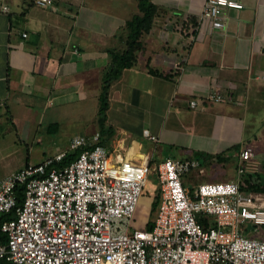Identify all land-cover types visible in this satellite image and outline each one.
<instances>
[{
    "label": "crops",
    "instance_id": "crops-1",
    "mask_svg": "<svg viewBox=\"0 0 264 264\" xmlns=\"http://www.w3.org/2000/svg\"><path fill=\"white\" fill-rule=\"evenodd\" d=\"M52 1L0 0V179L96 132L113 153L131 149L158 162L159 150L197 159L195 179L211 176L206 166H217L219 180L236 178L238 151L259 141L244 115L252 100L264 105V0H236L243 7L224 9L223 28L199 21L206 0H152V26L111 82L103 116L109 51L125 49L139 0ZM212 92L224 99L207 100ZM15 159L24 162L11 168Z\"/></svg>",
    "mask_w": 264,
    "mask_h": 264
},
{
    "label": "built area",
    "instance_id": "built-area-1",
    "mask_svg": "<svg viewBox=\"0 0 264 264\" xmlns=\"http://www.w3.org/2000/svg\"><path fill=\"white\" fill-rule=\"evenodd\" d=\"M52 7V0H34ZM236 0H206L199 21L225 26ZM6 10V8H4ZM211 102L224 99L212 92ZM197 105L195 99L189 102ZM76 134L67 150L27 163L0 179L3 264H264V193L241 190L243 177L261 173L252 147L239 150L236 178L189 184L194 158L117 151ZM151 140L156 141L154 135ZM74 157L68 161V156ZM155 176L159 203L150 230L137 226L140 197ZM23 200L18 203V190ZM155 193V192H154Z\"/></svg>",
    "mask_w": 264,
    "mask_h": 264
},
{
    "label": "trees",
    "instance_id": "trees-1",
    "mask_svg": "<svg viewBox=\"0 0 264 264\" xmlns=\"http://www.w3.org/2000/svg\"><path fill=\"white\" fill-rule=\"evenodd\" d=\"M139 13L132 16V18L127 21L126 28L128 29L127 39H126V47L121 51L110 50V63L105 70L104 73V80L102 84V91L100 94V113L102 116L104 115L105 109L108 106L107 99H108V90L110 84L113 80L117 79L121 74L123 68L130 67L135 59L137 52L141 49L142 44L140 37L149 31L152 26L153 19L157 13V7L152 2V0H139ZM196 26V22H193V27ZM100 120H104V118L100 117ZM233 149H239L238 146ZM239 152V151H238ZM72 155L68 156L71 158ZM202 157V155H201ZM207 157V156H206ZM209 158V157H208ZM217 158V159H216ZM221 158L220 155H215V159L219 161ZM207 165H209V161H205ZM264 168V160H263V167ZM240 188L241 190L251 191V192H261L264 193V171L261 173L243 177L240 180ZM23 200V194L21 189L18 190V203L20 204ZM159 203V193L155 191L152 195L151 206H150V216L156 213L157 206ZM13 217V212L8 214L0 215V221L3 219H10ZM153 226V219H150L142 226L146 230H150ZM262 236H264V228L260 229ZM6 240V235L1 233L0 231V242H4ZM3 264V261L0 262Z\"/></svg>",
    "mask_w": 264,
    "mask_h": 264
},
{
    "label": "rangeland",
    "instance_id": "rangeland-1",
    "mask_svg": "<svg viewBox=\"0 0 264 264\" xmlns=\"http://www.w3.org/2000/svg\"><path fill=\"white\" fill-rule=\"evenodd\" d=\"M253 102V100H252ZM252 102L249 104V107L244 115L246 124H247V134H251L254 135L255 137H257V139L259 141L254 142L255 146H254V150L258 151L257 153V158H259L260 160H264V105L263 106H255L252 104ZM37 148V147H35ZM39 149H45V150H49L52 149L54 147H49V146H40L38 147ZM160 151L158 150V152L156 153V161H161L166 157H160ZM175 156H180L178 154H174ZM47 157V156H46ZM31 162H35L38 160V157L34 154L31 153L30 154V159ZM13 162H9L11 168H16L18 166H21L24 162V159H15L12 160ZM202 166H204V164L206 163L205 160L202 159ZM218 163V162H216ZM23 167V166H22ZM229 167V166H228ZM227 166L224 167H218L220 170H224L228 168ZM196 170H193L192 172L188 173L185 177L186 181L189 184H197L199 182H205V181H217L219 180V178H216V176H218V169L217 166H215V168H210V166H206V174L205 176H209L210 177H205V178H201V179H195L196 177L194 176V174H197V172H195ZM225 171V170H224ZM262 171H264V168L262 169ZM193 174V175H192ZM215 176V177H214ZM197 180V181H196ZM226 180H231V179H221L220 181H226ZM155 176L151 175L149 177V181H148V189L145 190V192L142 193L139 203L137 205V209L135 212V222L137 224V226L142 227L144 226V224L150 219H154L155 214H152L150 216V206H151V200H152V195L155 192Z\"/></svg>",
    "mask_w": 264,
    "mask_h": 264
}]
</instances>
